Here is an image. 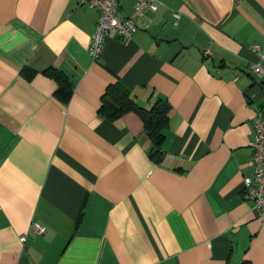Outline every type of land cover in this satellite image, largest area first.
I'll return each instance as SVG.
<instances>
[{
    "label": "crops",
    "instance_id": "1",
    "mask_svg": "<svg viewBox=\"0 0 264 264\" xmlns=\"http://www.w3.org/2000/svg\"><path fill=\"white\" fill-rule=\"evenodd\" d=\"M162 1L94 58L97 10L0 0V264H264V217L244 192L264 0ZM48 67L73 83L66 98ZM117 81L141 106L170 104L161 161L139 114L99 113Z\"/></svg>",
    "mask_w": 264,
    "mask_h": 264
},
{
    "label": "built area",
    "instance_id": "2",
    "mask_svg": "<svg viewBox=\"0 0 264 264\" xmlns=\"http://www.w3.org/2000/svg\"><path fill=\"white\" fill-rule=\"evenodd\" d=\"M122 0H78L80 6L95 9L99 12L98 22L92 36L90 53L94 58H98L104 47L106 38L113 32L121 39L131 36L138 30L141 20L147 19L148 13L157 12L163 5L162 0H135V13L132 16H125L120 11ZM176 18L179 13H174ZM147 24V23H146ZM260 45L253 46L255 51H259ZM211 54L208 48L204 55ZM253 75L261 81L264 86V61L251 65ZM264 90V87H263ZM254 138L251 142L252 160L254 173L244 180V192L249 201L254 205L257 213L264 217V107L258 108L253 119ZM35 230L44 234L45 227L35 224ZM25 241V235L20 237Z\"/></svg>",
    "mask_w": 264,
    "mask_h": 264
},
{
    "label": "trees",
    "instance_id": "3",
    "mask_svg": "<svg viewBox=\"0 0 264 264\" xmlns=\"http://www.w3.org/2000/svg\"><path fill=\"white\" fill-rule=\"evenodd\" d=\"M25 74H34V70L26 67ZM44 73L53 77L58 82L57 93L67 97L73 90V83L61 70L48 67ZM171 106L163 99L156 98L150 107H144L137 103L132 90L123 83L117 81L110 84L102 96L99 113L109 119L119 118L129 112H136L142 118L145 131L152 141L150 155L155 161H161L164 156L163 143L167 139ZM83 219V212L79 215L78 224ZM249 264V263H245Z\"/></svg>",
    "mask_w": 264,
    "mask_h": 264
}]
</instances>
